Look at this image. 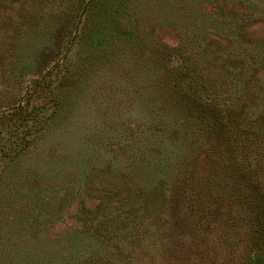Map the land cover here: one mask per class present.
<instances>
[{
	"label": "rangeland",
	"instance_id": "rangeland-1",
	"mask_svg": "<svg viewBox=\"0 0 264 264\" xmlns=\"http://www.w3.org/2000/svg\"><path fill=\"white\" fill-rule=\"evenodd\" d=\"M0 264H264V0H0Z\"/></svg>",
	"mask_w": 264,
	"mask_h": 264
}]
</instances>
